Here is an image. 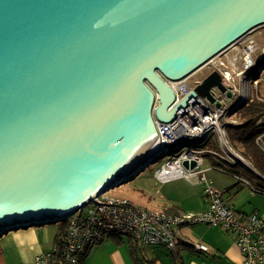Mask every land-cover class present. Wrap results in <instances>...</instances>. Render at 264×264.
Masks as SVG:
<instances>
[{
    "label": "water",
    "instance_id": "water-1",
    "mask_svg": "<svg viewBox=\"0 0 264 264\" xmlns=\"http://www.w3.org/2000/svg\"><path fill=\"white\" fill-rule=\"evenodd\" d=\"M263 26L264 0H0V234L65 221L150 163L153 114L233 101L217 71L175 106L168 82Z\"/></svg>",
    "mask_w": 264,
    "mask_h": 264
},
{
    "label": "built area",
    "instance_id": "built-area-1",
    "mask_svg": "<svg viewBox=\"0 0 264 264\" xmlns=\"http://www.w3.org/2000/svg\"><path fill=\"white\" fill-rule=\"evenodd\" d=\"M257 50L258 46L253 43H249L245 48L243 69L238 74L244 82L247 81L248 73L264 60V50L262 54L256 55ZM218 72L228 91L235 96L230 103L226 95L213 90L216 103L211 104L206 98L197 96L191 99L188 107L181 110L177 118L170 123L158 121L153 114L159 137L154 155L166 154L167 157L165 164L154 173L155 178L161 183L180 178L203 182L207 210L197 214H169L141 207L127 199L113 196L100 198L103 196L101 195L91 202L94 206L89 209L88 214L68 218L52 247L36 255L31 264H84L92 247L111 235L127 236L141 251L148 247H165L174 252L179 244V229L193 225L222 228L234 236L243 264H264V219L257 211L248 215L235 212L224 198V192L215 188L201 169L205 156L220 159L231 166L243 162L230 144L226 133V127L236 123H226L225 120L235 115L248 102L241 97L243 94L236 88L231 73L220 70ZM189 78L180 82H168L176 96L173 106L201 83L195 82L191 85L188 83ZM249 81L257 84L255 78ZM157 98L156 94L155 108L158 105ZM217 103L222 106L216 107ZM263 117L264 115L261 119ZM261 122H264V119ZM213 136H216L215 140H211ZM211 141L215 142L213 148L207 147ZM259 141L264 152V142ZM152 160L151 157L148 161ZM184 161L195 162V168H184ZM147 165L149 162H143L139 169H146ZM217 168L224 170L222 167ZM184 242L199 252L208 251V247L203 244Z\"/></svg>",
    "mask_w": 264,
    "mask_h": 264
},
{
    "label": "crops",
    "instance_id": "crops-1",
    "mask_svg": "<svg viewBox=\"0 0 264 264\" xmlns=\"http://www.w3.org/2000/svg\"><path fill=\"white\" fill-rule=\"evenodd\" d=\"M260 69L262 71L264 66L261 65ZM262 73L255 77L258 86L257 94L254 87L248 86L246 82H244V86L239 84V87H236L240 90L239 93L243 94L241 97L244 100H251L253 94L255 99L264 100ZM248 88L249 90H247ZM261 88H263L262 95ZM232 122L238 124V121ZM207 147H215V142H209ZM210 159L214 166L224 167L222 160L212 157ZM246 169L255 177L244 173L241 168H236L232 170L234 177L231 176V179H227L226 182H220L219 175L215 173L206 175L207 172L214 171L202 167L207 180L220 191L226 192L224 198L230 208L242 215L257 211L264 219V175L256 169ZM153 180L158 182L154 176ZM177 182L178 184L173 186L170 182L162 184L163 187L157 192V198L160 199L161 204L158 203L153 210L169 214L201 213L207 210L208 206L203 200L205 188L203 182L194 181L198 184L196 186L192 184L193 181H189L190 184L186 179ZM9 232L0 234V264H31L36 255L49 250L55 242V240H51L49 229H44L43 226H40L39 229L23 228L8 234ZM178 235L180 239L177 250L169 252L171 256L165 255L166 259L160 257L162 249L158 247L146 249L154 254L152 258H148V255L144 254L146 250L132 253L131 243L128 240L122 236L111 235L102 243L92 247L84 264H138L135 258L141 264H243V258L236 246L234 236L220 227L198 225L192 229H179ZM184 240L192 244H203L208 247V251L199 252L194 247H189Z\"/></svg>",
    "mask_w": 264,
    "mask_h": 264
},
{
    "label": "rangeland",
    "instance_id": "rangeland-1",
    "mask_svg": "<svg viewBox=\"0 0 264 264\" xmlns=\"http://www.w3.org/2000/svg\"><path fill=\"white\" fill-rule=\"evenodd\" d=\"M249 43H253L254 45L258 46V50H257L258 52H256V55L263 53L262 51L264 50V26L254 30L251 33H249L243 39H241L239 42H237L233 47H231L229 50L224 52L222 55L214 58L210 62V64L203 66L201 69H199L197 72H195L193 75L190 76L188 83L193 85L195 82H201L207 75H209L213 71H217V70L219 71L220 70L221 72L222 71H229L231 73L232 77L235 79L234 84L236 87H239V84L244 86V81L242 80L241 77L238 76V74L241 73V71L243 69L245 48L248 46ZM221 65H223V66H221ZM261 65L264 66V60H262L252 71H250L248 73V75H247V81L248 82L245 81L248 86L254 87L256 94H257V87L258 86H257V84L253 85L252 81L249 82V80H251L253 78V75L258 77L262 72L263 73L261 76L264 77V69L261 71V69H260ZM262 89L263 88H261V95H262ZM247 90H249V88ZM253 96H255V95L253 94L251 96V100H249L247 102H251L252 100H254L255 97H253ZM228 103H230V101ZM262 119H264V117ZM262 119L260 118L257 121V126L264 125V122H261ZM225 121H226V123H233L232 121H238L239 124L241 123L239 121L238 117L236 116V114L233 116L231 115V117H228ZM263 137L264 136H260L259 138H257L259 146H260L259 140L264 142ZM215 139H216V136L211 137V140H215ZM237 152L238 151H236V153ZM158 154L152 156L153 160L150 161V163H149V165H147L148 167L146 169H144V167H142L141 169L136 170V172L133 173V175L130 178H128L126 180L124 179L123 181L116 183L115 185H113L111 187V189H109L107 192H105L103 194V196H101L100 198H103L105 196H113V197H118L121 199H127L136 205L142 206V207L147 208V209L149 208L152 210L154 209V206L158 205V203L161 204L160 199L157 198V192H159L161 190V188L163 187V185H162L163 183L155 182L153 180V176H154V173H156L157 170L160 169L165 164L167 157H166V154H163L161 156H158ZM237 154L239 155V157L242 159L243 162H241L240 164H237L235 166H231L229 164L224 163V167H222V168H224L223 171L219 170L217 168V166L213 165L214 163L211 162L210 156L209 157L205 156L203 158V166L202 167L208 168L211 171H214V172H207L206 175H210V173H215V174L219 175V177H220L219 181L220 182H226L227 179H229V178L231 179V176L234 177L232 170H235L236 168H241V171H243L244 173L250 174L254 178L255 176L253 174H251V172H249L246 169V167H247L249 169L254 170L255 169L254 166L250 162H248L247 159L242 157V155L239 152ZM202 167H201V169H202ZM179 180L185 181V179L180 178V179L172 180V181H170V183H172L171 184L172 186L177 185L178 184L177 181H179ZM189 183L191 184V182H189ZM192 184L194 186L198 185L196 182H194ZM203 200H204V198H203ZM93 206H94V203L87 205L86 207H84V209H82V211H79L75 215H73V218H78L79 215L83 216V215L88 214L89 209H91ZM181 213H190V212H181ZM194 214H197V213H194ZM196 226H198V225L182 226L180 229L181 230L182 229L183 230L184 229H192L193 227H196ZM29 228L39 229L40 226L29 227ZM43 228L49 229V232L51 235V240L54 241L57 234L61 230V222H58L55 224H50V225L47 224V225H44ZM17 230H20V229H17ZM10 233H13V231H10L8 234H10ZM122 238H124L125 240H128L127 236H122ZM178 238H179V235H178ZM184 241H187V240H184ZM148 248H150V247H148ZM158 248L162 249L160 252V257H163L162 259H166L165 255L171 256L169 253V252H172L171 250H169L165 247H158ZM144 254L148 255V258H152L154 256V254L152 252H149L147 250H146V253H144Z\"/></svg>",
    "mask_w": 264,
    "mask_h": 264
},
{
    "label": "trees",
    "instance_id": "trees-1",
    "mask_svg": "<svg viewBox=\"0 0 264 264\" xmlns=\"http://www.w3.org/2000/svg\"><path fill=\"white\" fill-rule=\"evenodd\" d=\"M255 77L256 76L253 75V78ZM263 115L264 100L254 99L251 102L243 105L239 109V112L236 113V116L241 123L229 124L226 127V133L230 144H232L236 151H238L242 155V157L247 159L248 162H250L254 166L256 171H258L262 175H264V152L258 145L257 138H259L260 136H264V125L257 126V121ZM65 223L66 220L61 221V229L64 228V226L66 225ZM112 236L119 237V235ZM128 242L131 243L130 249L132 253L139 251L136 243L132 239H128ZM135 260L137 261L136 263L141 264V262L137 258H135Z\"/></svg>",
    "mask_w": 264,
    "mask_h": 264
},
{
    "label": "bare ground",
    "instance_id": "bare-ground-1",
    "mask_svg": "<svg viewBox=\"0 0 264 264\" xmlns=\"http://www.w3.org/2000/svg\"><path fill=\"white\" fill-rule=\"evenodd\" d=\"M157 145H158V144H157ZM157 145H156L155 148L153 149L154 152L157 150ZM153 150L151 151V153H153ZM151 153H150V154H151ZM150 154H149V155H150ZM21 228H26V226H23V227H21Z\"/></svg>",
    "mask_w": 264,
    "mask_h": 264
}]
</instances>
